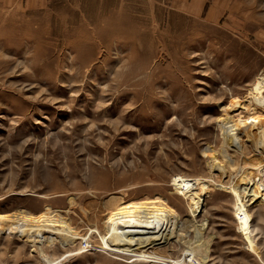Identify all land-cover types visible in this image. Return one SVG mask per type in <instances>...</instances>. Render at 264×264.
Returning a JSON list of instances; mask_svg holds the SVG:
<instances>
[{"label": "rangeland", "instance_id": "374dc122", "mask_svg": "<svg viewBox=\"0 0 264 264\" xmlns=\"http://www.w3.org/2000/svg\"><path fill=\"white\" fill-rule=\"evenodd\" d=\"M34 2L0 4V213L57 210L89 245H34L7 226L0 264H44L39 246L52 264H264V201L247 205L250 246L232 194L215 184L249 173L264 189V155L247 139L224 156L218 121L235 99V119L257 109L249 89L264 75V0ZM206 148L226 163L221 178ZM178 175L201 180L178 192ZM154 197L176 210L186 239L205 220L209 261L170 239L145 247L158 262L100 246L112 207ZM191 197L202 199L193 216Z\"/></svg>", "mask_w": 264, "mask_h": 264}, {"label": "bare ground", "instance_id": "6f19581e", "mask_svg": "<svg viewBox=\"0 0 264 264\" xmlns=\"http://www.w3.org/2000/svg\"><path fill=\"white\" fill-rule=\"evenodd\" d=\"M251 101L257 107L253 114H249L246 118L241 117L239 120L229 115L227 107H233L239 103V99H235L227 107L226 115L218 118L221 134L223 136L222 152L224 156L227 155V147H234L239 153L243 152V148L248 144L247 139L252 140L254 149L259 154L264 155V118L260 116V108L264 109V75L256 76L255 82L249 89ZM262 118V120H261ZM231 147V148H232ZM209 156V169L216 170L220 178L226 172L224 162L217 159L216 154L212 149H204ZM220 153V152H219ZM230 158V157H229ZM251 158V157H250ZM250 158L246 160L251 164L250 167L255 166L257 170H262L261 162H251ZM247 161V162H248ZM224 163V164H223ZM227 165L233 166L231 160H227ZM247 165V163H246ZM249 174V173H248ZM240 173L239 184H223L222 182L215 183L218 187H226L233 196V214L236 218V226L239 233H241L248 245L252 244L251 237V214L247 209V205L255 201H264V189H258L251 182V175ZM200 177H184L178 175L175 177L173 184L176 191L182 192L183 189L193 187L200 183ZM205 189V188H203ZM260 190H262L260 192ZM203 191V190H202ZM204 193L206 191H203ZM121 201V200H120ZM191 216L198 213L202 207V199L191 197L189 200ZM103 229L106 236L100 235V246L105 248V241L108 240L110 245L118 250L128 252L129 256L135 258H151L148 261L158 262L164 260L162 256H155L146 250V246H153L166 243L170 240L181 241L186 245V252L193 257L194 251L201 249L203 255L202 261L207 260L208 240H203V229L205 220L196 223L195 239H189L182 236L179 231L180 221L178 220V213L174 208L169 206L161 198H146L141 200L123 201L120 204L112 207L106 214L103 221ZM17 229L25 236V239L32 244H41L43 241L54 242L58 241L63 245L71 244L77 239H82L86 243L85 237L78 234V232L69 224L67 219H64L57 210L45 208L38 213H31L26 210L18 212L0 213V231L5 227ZM181 229V228H180ZM94 230V229H93ZM82 242V241H81ZM161 244V245H162ZM33 245V246H34ZM82 246L78 248L81 249ZM154 247V246H153ZM152 247V248H153ZM253 249H255L253 247ZM40 255L44 264H52L55 259L42 251L39 246ZM185 254V253H184ZM190 259H188L189 261ZM167 261V260H166ZM171 264H180L178 260H169ZM187 264V263H186Z\"/></svg>", "mask_w": 264, "mask_h": 264}, {"label": "crops", "instance_id": "0c3cea01", "mask_svg": "<svg viewBox=\"0 0 264 264\" xmlns=\"http://www.w3.org/2000/svg\"><path fill=\"white\" fill-rule=\"evenodd\" d=\"M1 3H5V4H8V5L22 4L24 6L36 5L34 0H0V4ZM209 259L210 258L208 257L206 261H209Z\"/></svg>", "mask_w": 264, "mask_h": 264}, {"label": "built area", "instance_id": "2783aa9c", "mask_svg": "<svg viewBox=\"0 0 264 264\" xmlns=\"http://www.w3.org/2000/svg\"><path fill=\"white\" fill-rule=\"evenodd\" d=\"M83 247H85V243H84ZM85 248H86V247H85ZM169 264H171V263H169Z\"/></svg>", "mask_w": 264, "mask_h": 264}]
</instances>
